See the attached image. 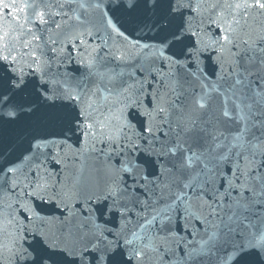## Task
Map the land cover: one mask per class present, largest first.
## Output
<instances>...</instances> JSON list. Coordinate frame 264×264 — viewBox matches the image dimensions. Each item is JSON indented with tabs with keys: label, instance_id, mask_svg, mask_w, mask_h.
<instances>
[{
	"label": "water",
	"instance_id": "95a60500",
	"mask_svg": "<svg viewBox=\"0 0 264 264\" xmlns=\"http://www.w3.org/2000/svg\"><path fill=\"white\" fill-rule=\"evenodd\" d=\"M0 264H264V0H0Z\"/></svg>",
	"mask_w": 264,
	"mask_h": 264
}]
</instances>
